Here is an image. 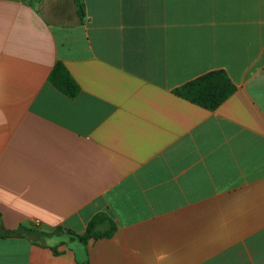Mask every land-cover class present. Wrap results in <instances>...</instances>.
Instances as JSON below:
<instances>
[{"label":"crops","instance_id":"1","mask_svg":"<svg viewBox=\"0 0 264 264\" xmlns=\"http://www.w3.org/2000/svg\"><path fill=\"white\" fill-rule=\"evenodd\" d=\"M83 1L0 0V227L53 233L0 264H264V0ZM217 70L216 110L175 93Z\"/></svg>","mask_w":264,"mask_h":264},{"label":"trees","instance_id":"2","mask_svg":"<svg viewBox=\"0 0 264 264\" xmlns=\"http://www.w3.org/2000/svg\"><path fill=\"white\" fill-rule=\"evenodd\" d=\"M77 13L80 17L84 16L85 4L83 0H75ZM50 83L60 92L68 96L70 99H76L80 93V87L70 74L63 62H57L49 76ZM236 86L224 70H217L200 76L199 78L186 83L175 90V93L191 101L203 108L214 111L222 105L234 92ZM117 230L114 220L107 214L100 213L96 215L88 224L86 232L78 235L72 231L62 228L56 230L55 233L67 232L72 238L80 243L87 245L90 241L103 238H111ZM53 233L38 231L34 228L21 226L16 231H8L1 229L0 236L14 237L20 236L37 241L40 238L51 237Z\"/></svg>","mask_w":264,"mask_h":264},{"label":"rangeland","instance_id":"3","mask_svg":"<svg viewBox=\"0 0 264 264\" xmlns=\"http://www.w3.org/2000/svg\"><path fill=\"white\" fill-rule=\"evenodd\" d=\"M59 233H60V232H59ZM59 233H58V234H59ZM69 236H70V235H69ZM70 237H71V236H70ZM44 239H45V238H44ZM44 239H43V238H40V239H38V240H44ZM71 239H74V238L71 237ZM75 240H76V239H75Z\"/></svg>","mask_w":264,"mask_h":264}]
</instances>
